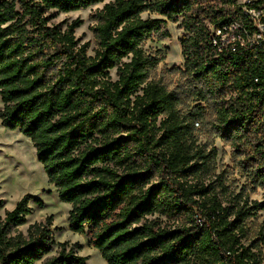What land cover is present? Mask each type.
<instances>
[{
	"label": "trees",
	"instance_id": "obj_1",
	"mask_svg": "<svg viewBox=\"0 0 264 264\" xmlns=\"http://www.w3.org/2000/svg\"><path fill=\"white\" fill-rule=\"evenodd\" d=\"M104 1L0 0L2 124L32 140L59 199L72 205L69 228L87 233L107 264H264V229L251 238L248 226L264 201L224 204L212 177L215 150L191 141L176 92L151 77L160 58L144 50L148 39L170 36L168 21H180L184 73L201 83L200 96L221 98L217 127L245 145L264 189V43L248 39L239 0H222L227 8L110 0L92 15L91 55L75 36L82 20L63 28L53 19ZM234 21L245 26L244 45L218 52L212 31ZM31 198L0 218V264H86L78 244L60 242L48 256L51 217L12 232L27 222Z\"/></svg>",
	"mask_w": 264,
	"mask_h": 264
},
{
	"label": "rangeland",
	"instance_id": "obj_2",
	"mask_svg": "<svg viewBox=\"0 0 264 264\" xmlns=\"http://www.w3.org/2000/svg\"><path fill=\"white\" fill-rule=\"evenodd\" d=\"M108 1L110 0L94 4L86 9L58 13L53 22L60 23L65 28L76 19L82 20V24L76 29L75 36L80 45L86 42L90 44L88 52L93 55L97 44L91 30L95 24L92 15ZM209 1L217 8H227L222 0ZM147 14V17L155 16ZM179 24L180 21L178 23L168 21L166 24L170 33L168 38L159 41L152 37L145 42L144 50L161 60L152 71L151 77L161 82L168 90L176 92L179 99L177 108L180 115L189 123L191 141L207 151L215 150L216 158L211 165L212 177L218 185L223 184L222 187H217L216 192L224 204L235 203L239 196L242 200L249 202L264 201V189L253 182L252 168L246 163L245 145L237 144L238 140L223 137L217 127L218 101L221 98L210 94L200 96L201 83H196L184 73V57L180 43L184 31ZM115 73V69L111 71L113 79H116ZM225 100H229V96ZM0 105H2L1 111L3 108L1 96ZM27 194L32 196L29 201L31 214L24 225L12 227L13 233L17 230L26 233L30 224L45 222L48 217H51L55 244L48 256L57 254L58 243L68 242L69 246L78 244L75 248L78 255L88 256L86 264H107L101 252L90 245V236L87 233H76L69 228L68 217L72 205L59 199L56 187L49 182L44 167L38 160L37 150L32 140L19 129L4 126L0 118V199L4 200L0 210L3 215L0 218L5 217L9 205L15 206ZM160 219L163 224L172 226L182 222L179 220L173 223L167 221L165 217ZM248 226L251 238L255 237L259 230L264 229V210L258 211L248 221ZM41 263L42 260L36 264Z\"/></svg>",
	"mask_w": 264,
	"mask_h": 264
},
{
	"label": "built area",
	"instance_id": "obj_3",
	"mask_svg": "<svg viewBox=\"0 0 264 264\" xmlns=\"http://www.w3.org/2000/svg\"><path fill=\"white\" fill-rule=\"evenodd\" d=\"M259 0H239L244 15L252 26V33L248 39L252 43H264V3L257 4ZM247 34L242 21H234L212 31L211 40L218 52L231 48L236 50L237 44L244 45L242 33Z\"/></svg>",
	"mask_w": 264,
	"mask_h": 264
},
{
	"label": "clouds",
	"instance_id": "obj_4",
	"mask_svg": "<svg viewBox=\"0 0 264 264\" xmlns=\"http://www.w3.org/2000/svg\"><path fill=\"white\" fill-rule=\"evenodd\" d=\"M147 15H148L147 13L144 14L145 17H147ZM0 107H2V105H0ZM17 199H18V198H17ZM14 207H15L14 205H9V206H8L9 210H12ZM2 215H3V213L0 212V216H2Z\"/></svg>",
	"mask_w": 264,
	"mask_h": 264
}]
</instances>
